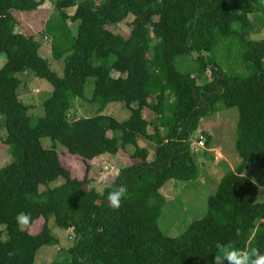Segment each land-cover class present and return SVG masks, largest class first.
<instances>
[{
    "label": "trees",
    "instance_id": "16d2710c",
    "mask_svg": "<svg viewBox=\"0 0 264 264\" xmlns=\"http://www.w3.org/2000/svg\"><path fill=\"white\" fill-rule=\"evenodd\" d=\"M46 1L0 0V56L7 59L0 69V130L5 126L7 138L0 142L11 158L0 170V264H35L42 247L60 246L52 219L74 236L61 264H227L223 250L233 247L264 254V202L244 176L250 166L264 169V39H253L264 29V0H55L59 17L43 37L53 60L64 62L62 75L42 57L43 39L15 31V13L38 11ZM130 17L135 52L120 37L106 36ZM223 44L228 62L239 60L249 74L220 66ZM181 57L196 66L180 72ZM28 74L53 88L37 120L18 95ZM90 78L94 94L85 101L98 106L97 114L74 119L73 104L84 98ZM112 103L125 105L130 117L104 115ZM221 106L238 109L241 164L222 177L207 214L169 237L159 227L161 190L169 181L196 179L195 141L207 136L209 149L212 140L201 121ZM90 129L103 147L131 148L140 159L102 192L86 187L87 178H73L57 151L61 143L80 144ZM59 179L64 182L52 188ZM121 184L126 192L112 209L107 195ZM19 214L30 217L28 225L44 219L41 232L22 230Z\"/></svg>",
    "mask_w": 264,
    "mask_h": 264
},
{
    "label": "rangeland",
    "instance_id": "374dc122",
    "mask_svg": "<svg viewBox=\"0 0 264 264\" xmlns=\"http://www.w3.org/2000/svg\"><path fill=\"white\" fill-rule=\"evenodd\" d=\"M68 13L70 15L74 14V9L69 10ZM14 16L20 25L15 31L35 34L43 39H40L44 43L41 50L42 57L48 61L53 70L62 75L65 64L63 61L56 62L53 60L50 41L45 40V36L43 37L44 28L49 24H54L59 17L55 9V0H47L38 11L15 13ZM130 19L131 17L124 23L109 27L110 34L107 33L106 36L115 35L120 37L119 41L122 44L129 45L131 51L135 52L139 43L130 36ZM47 23L49 24L47 25ZM253 39H264V29L254 35ZM223 46L218 52L219 57H221L220 66L235 73H246L245 66L239 60L232 59L230 63L228 62L227 55L224 52L228 44ZM6 60L5 55L0 56V69L5 65ZM195 66L196 64L192 57H181L177 61V68L180 72L185 73L192 70ZM246 74H249V72ZM115 76L118 75L115 74ZM94 81L93 78L88 80L84 93L85 99L77 98L75 100L71 110L72 118L92 117L97 114L98 106L91 105L85 101L93 97ZM52 92L53 88L47 81L28 74L22 76V85L18 90V95L26 105L31 106L30 114L37 120L39 117L44 116L43 103L51 96ZM103 114L113 116L121 122L130 117V111L121 103L108 105ZM143 117L149 121L154 119V115L149 109L143 111ZM238 120L239 112L237 108L221 106L218 113L209 115L201 121V130L207 131L212 136L210 148H202L195 141V156L198 166L196 179L186 182L169 181L162 188L161 192L166 198V204L159 219V227L164 234L169 237H178L191 224L202 219L208 211V199L216 193L222 177L226 173L235 172L238 169L241 164L235 149ZM149 130L150 132L153 131L152 128ZM0 136L3 139L7 138L5 126H2ZM96 136L95 131L90 129L86 132L80 144L76 142L61 143L57 146V151L62 164L71 172L73 178L79 180L87 178L89 184L86 187L102 192L105 187L115 180L122 168L140 162V159L133 158L134 151L131 148L119 150L110 143L103 147L95 140ZM207 140L208 138L205 136L204 144ZM42 142L46 149H50V139L45 138ZM142 145L146 146V142L142 141ZM10 159L8 148L0 142V170L10 162ZM149 159H151L150 156ZM244 176L260 188L257 201L260 203L264 202V169L250 166L245 169ZM63 182V179H59L52 183L51 187L59 186ZM44 223L45 220L40 218L32 225L21 226V229L36 235L41 232ZM49 225L52 233L59 238L61 244L57 247H42L37 253L35 264L64 263L67 259L66 252L73 245L74 236L71 231L56 227L53 219L50 220ZM2 229H5V227H2ZM3 240L7 241L6 235Z\"/></svg>",
    "mask_w": 264,
    "mask_h": 264
},
{
    "label": "clouds",
    "instance_id": "9594fccd",
    "mask_svg": "<svg viewBox=\"0 0 264 264\" xmlns=\"http://www.w3.org/2000/svg\"><path fill=\"white\" fill-rule=\"evenodd\" d=\"M126 192V185L121 184L115 190L110 191L107 195L108 206L116 209L120 206L121 197ZM30 217L26 214H19L16 217L18 226L26 227L29 224ZM223 259L227 264H264V254H257L255 251L251 253L245 252L238 248H226L223 250ZM255 258L252 259L251 257Z\"/></svg>",
    "mask_w": 264,
    "mask_h": 264
},
{
    "label": "built area",
    "instance_id": "2783aa9c",
    "mask_svg": "<svg viewBox=\"0 0 264 264\" xmlns=\"http://www.w3.org/2000/svg\"><path fill=\"white\" fill-rule=\"evenodd\" d=\"M198 145H199L200 147H202V148L204 147V142H203V139H202V138L200 139Z\"/></svg>",
    "mask_w": 264,
    "mask_h": 264
},
{
    "label": "crops",
    "instance_id": "0c3cea01",
    "mask_svg": "<svg viewBox=\"0 0 264 264\" xmlns=\"http://www.w3.org/2000/svg\"><path fill=\"white\" fill-rule=\"evenodd\" d=\"M20 25H17V27L16 28H18ZM220 156L222 157V155L220 154Z\"/></svg>",
    "mask_w": 264,
    "mask_h": 264
}]
</instances>
